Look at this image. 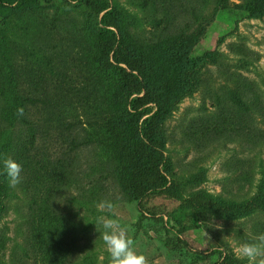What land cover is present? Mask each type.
I'll use <instances>...</instances> for the list:
<instances>
[{
    "label": "rangeland",
    "instance_id": "rangeland-1",
    "mask_svg": "<svg viewBox=\"0 0 264 264\" xmlns=\"http://www.w3.org/2000/svg\"><path fill=\"white\" fill-rule=\"evenodd\" d=\"M109 1L126 37L168 53L197 33L190 57L217 53L191 72L195 86L161 124L167 186L141 199L123 185L113 143L134 134L112 74L95 75L98 65L111 69L96 44L104 11L81 0L2 4L0 158L21 164L23 179L10 187L0 175V264H110L98 217L117 219L149 264H248L234 250L264 233V209L227 217L182 198L244 203L264 190V14L235 8L250 0ZM170 58L153 65L155 83ZM13 94L36 99L24 105L34 141ZM102 201L113 213L97 208Z\"/></svg>",
    "mask_w": 264,
    "mask_h": 264
},
{
    "label": "trees",
    "instance_id": "trees-1",
    "mask_svg": "<svg viewBox=\"0 0 264 264\" xmlns=\"http://www.w3.org/2000/svg\"><path fill=\"white\" fill-rule=\"evenodd\" d=\"M37 1L0 0V5L14 3L18 7H25L34 5ZM81 3L96 13L104 11L101 17L103 27L97 35L96 44L100 54L107 57L111 69L106 64L98 65L95 75L99 78L111 73L112 87L116 97L125 99L123 103L129 108L125 119L129 122L130 133L134 136H125L131 137V139L128 138L130 142L116 141L113 145L123 162L124 187L136 197L144 199L156 191L162 192L168 183L166 170L169 160L165 154L161 136V124L164 118L175 101L195 86L191 72L199 69L217 53L207 51L199 57L191 58V50L199 39L197 33L182 38L177 51L174 48L168 53L161 46L141 44L138 40L126 37L119 31L116 12L111 8L109 0H81ZM220 5L227 7L228 0H221ZM235 8L248 17L260 16L264 14V0L236 3ZM1 36L6 43L7 38L3 31ZM166 57H171L170 66L162 79L155 83L153 65L157 61H164ZM7 74L10 81L14 83L13 66L9 65ZM23 99L13 94L12 105L17 113L18 109H23V115L19 116L23 118L29 130L30 141H34L32 121L28 119V110L24 108V105L26 107H29V103L35 105L36 99L33 97ZM121 100L115 101V106L122 105ZM110 121L115 122V119ZM182 202L187 207H207L227 217L242 216L254 209H264V190L260 188L255 197L244 203L221 202L203 193L182 198ZM214 264H239V262L234 257L228 256Z\"/></svg>",
    "mask_w": 264,
    "mask_h": 264
},
{
    "label": "clouds",
    "instance_id": "clouds-1",
    "mask_svg": "<svg viewBox=\"0 0 264 264\" xmlns=\"http://www.w3.org/2000/svg\"><path fill=\"white\" fill-rule=\"evenodd\" d=\"M18 115H23L22 108L18 109ZM22 171L21 164L15 160L0 158V175L6 176L10 187H16L22 182ZM97 208L113 213L114 205L110 201H102ZM98 222L104 229L101 237L110 255V264H149L144 255L135 252L134 241L117 219L98 217ZM234 254L238 259L247 260L248 264H264V233L255 236L252 242L240 244Z\"/></svg>",
    "mask_w": 264,
    "mask_h": 264
}]
</instances>
